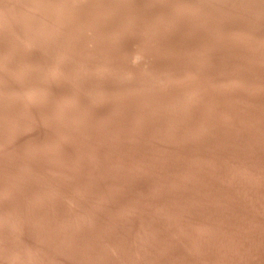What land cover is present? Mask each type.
Returning a JSON list of instances; mask_svg holds the SVG:
<instances>
[{
	"label": "rangeland",
	"instance_id": "rangeland-1",
	"mask_svg": "<svg viewBox=\"0 0 264 264\" xmlns=\"http://www.w3.org/2000/svg\"><path fill=\"white\" fill-rule=\"evenodd\" d=\"M0 204V264H264V0H0Z\"/></svg>",
	"mask_w": 264,
	"mask_h": 264
},
{
	"label": "bare ground",
	"instance_id": "bare-ground-1",
	"mask_svg": "<svg viewBox=\"0 0 264 264\" xmlns=\"http://www.w3.org/2000/svg\"><path fill=\"white\" fill-rule=\"evenodd\" d=\"M12 202H13V201H12ZM6 204H7V203H6ZM18 204H19V203H17V205H18ZM0 205H1V204H0ZM32 205H33V204H32ZM12 206H13V205H12ZM10 207H11V206H10ZM10 207H9V208H10ZM22 207H23V206H22ZM26 207H27V206H26ZM32 207H33V206H32ZM32 207H31V208H32ZM24 208H25V207H24ZM4 209H5V208H4ZM11 209H12V208H11ZM1 211H2V210H1ZM10 211H11V210H10ZM10 211H9V212H10ZM4 212H5V211H4ZM7 212H8V210H7ZM0 213H1V212H0ZM31 214H32V213H31ZM18 215H19V214H18ZM10 216H11V215H10ZM10 216H9V217H10ZM27 216H28V215H27ZM49 216H50V215H49ZM7 217H8V216H7ZM17 217H18V216H17ZM29 217H30V216H29ZM51 217H52V216H51ZM56 217H57V216H56ZM63 217H64V216H63ZM65 217H67V216H65ZM76 217H77V216H76ZM19 218H20V217H19ZM60 218H61V217H60ZM71 218H72V217H71ZM74 218H75V217H74ZM87 218H88V217H87ZM21 219H22V217H21ZM23 219H24V218H23ZM26 219H27V218H26ZM47 219H48V218H47ZM52 219H53V218H51V221H52ZM54 219H55V218H54ZM65 219H66V218H65ZM67 219H68V218H67ZM75 219H77V218H75ZM79 219H80V218H79ZM94 219H95V218H94ZM96 219H97V218H96ZM103 219H104V218H103ZM118 219H120V218H118ZM11 220H12V219H11ZM11 220H10V221H11ZM41 220H42V219H41ZM41 220H40V221H41ZM61 220H62V219H61ZM84 220H85V219H84ZM84 220H83V221H84ZM101 220H102V219H101ZM106 220H109V218L106 219ZM113 220H114V219H113ZM0 221H1V220H0ZM8 221H9V220H8ZM24 221H25V220H24ZM44 221H45V220H44ZM44 221H41V223L44 222ZM58 221H59V220H58ZM58 221H56V222H58ZM87 221H88V220H87ZM87 221H85V222H87ZM103 221H104V220H103ZM6 222H7V221H6ZM25 222H26V221H25ZM35 222H37V221H35ZM52 222H53V221H52ZM62 222L64 223V221H62ZM70 222H72V221H70ZM75 222H77V221H75ZM79 222H80V221H79ZM93 222H94V221H93ZM117 222H118V221H117ZM120 222H121V221H120ZM120 222H119V223H120ZM125 222H126V220H125ZM3 223H4V222H3ZM65 223H66V222H65ZM77 223H78V222H77ZM83 223H84V222H83ZM126 223H127V222H126ZM129 223H130V222H129ZM6 224H7V223H6ZM6 224H5V225H6ZM8 224H9V223H8ZM30 224H32V222H31ZM39 224H40V222H39ZM39 224H38V225H39ZM43 224H44V223H43ZM53 224H54V223H53ZM66 224H67V223H66ZM69 224H70V223H69ZM69 224H68V225H69ZM90 224H91V223H90ZM97 224H99V223H97ZM100 224H102V223H100ZM113 224H114V223H113ZM23 225H24V224H23ZM45 225L47 226V224H45ZM58 225H59V224H58ZM63 225H64V224H63ZM70 225H71V224H70ZM73 225H74V224H73ZM83 225H85V224H83ZM102 225H103V224H102ZM16 226H17V225H16ZM28 226H29V225L27 224V227H28ZM95 226H97V225H95ZM37 227H38V226H37ZM59 227H60V226H59ZM79 227H80V226H79ZM83 227H84V226H83ZM83 227H82V228H83ZM0 228H1V227H0ZM21 228H22V227H21ZM21 228H20V229H21ZM34 228H35V226H34ZM17 229H18V228H17ZM24 229H25V228H24ZM43 229H44V228H43ZM45 229H46V228H45ZM45 229H44V230H45ZM14 230H15V229H14ZM22 230H23V229H22ZM30 230H31V229H30ZM80 230H81V229H80ZM83 230H84V229H83ZM83 230H82V231H83ZM27 231H28V230H27ZM33 231H34V230H33ZM33 231H32V232H33ZM61 231H62V230H61ZM102 231H103V230H102ZM15 232H16V230H15ZM22 232H23V231H22ZM28 232H29V231H28ZM94 232H95V231H94ZM113 232H114V231H113ZM113 232H112V233H113ZM26 233H27V232H26ZM37 233H38V232H37ZM52 233H53V232H52ZM52 233H51V234H52ZM64 233H65V232H64ZM67 233H68V232H67ZM70 233H71V232H70ZM84 233H85V232H83V234H84ZM87 233H88V231H87ZM109 233H110V231H109ZM109 233H107V234H109ZM135 233H136V232H135ZM135 233H134V234H135ZM138 233H139V232H138ZM143 233H144V232H143ZM44 234H45V232H44ZM47 234H48V233H47ZM57 234H58V233H57ZM59 234H60V233H59ZM79 234H81V231H80ZM79 234H77V235H79ZM89 234H90V233H89ZM92 234H93V233H92ZM100 234H101V233H100ZM115 234H116V233H115ZM134 234H133V236H134ZM147 234H148V233H147ZM73 235H74V234H73ZM103 235H104V234H103ZM141 235H143V234L141 233ZM145 235H146V234H145ZM31 236H34V235L32 234ZM40 236H41V235H40ZM53 236H54V235H53ZM57 236H58V235H57ZM61 236H62V235H61ZM86 236H87V235H86ZM92 236H93V235H92ZM94 236H95V235H94ZM105 236H106V235H105ZM129 236H130V235H129ZM143 236H144V235H143ZM146 236H147V235H146ZM150 236H151V235H150ZM96 237H100V236H96ZM96 237H95V238H96ZM115 237H116V236H115ZM117 237H118V236H117ZM120 237H121V236H120ZM122 237H123V236H122ZM135 237H136V236H135ZM147 237H148V236H147ZM147 237H146V239H147ZM12 238H13V237H12ZM27 238H29L28 235H27ZM30 238H32V237H30ZM33 238H34V237H33ZM80 238H81V237H80ZM85 238H86V237H85ZM87 238H88V237H87ZM110 238H111V237H110ZM110 238H109V240H110ZM124 238H125V237H124ZM139 238H141V237H139ZM0 239H1V236H0ZM59 239H60V238H59ZM59 239H58V240H59ZM71 239H72V238H71ZM73 239H74V238H73ZM75 239H76V238H75ZM93 239H94V238H93ZM98 239H100V238H98ZM112 239H114V237H113ZM126 239H128V238H126ZM144 239H145V238H144ZM148 239H149V238H148ZM3 240H4V238H3ZM26 240H27V239H26ZM33 240H34V239H33ZM35 240H36V239H35ZM53 240H54V239H53ZM58 240H57V241H58ZM68 240H69V239H68ZM85 240H86V239H85ZM90 240H92V239H90ZM106 240H107V238H106ZM128 240H129V239H128ZM133 240H134V239H133ZM133 240H132V241H133ZM151 240H152V239H151ZM4 241H5V240H4ZM15 241H16V240H15ZM30 241H31V239H30ZM30 241H29V242H30ZM55 241H56V240H55ZM72 241H73V240H72ZM98 241H100V240H98ZM102 241H103V240H102ZM104 241H105V240H104ZM136 241H138V240H136ZM143 241H144V240H143ZM147 241H148V240H147ZM25 242H26V241H25ZM29 242H28V246H29ZM41 242H42V241H41ZM59 242H61V240H60ZM88 242H89V241H88ZM125 242H126V241H125ZM128 242H129V241H128ZM141 242H142V241H141ZM33 243H34V241H33ZM36 243H37V242H36ZM50 243H51V241H50ZM52 243H53V242H52ZM55 243H56V242H55ZM55 243H54V244H55ZM69 243H70V242H69ZM72 243H73V242H72ZM112 243H113V242H112ZM123 243H124V242H123ZM18 244H19V243H18ZM25 244H26V243H25ZM30 244H31V243H30ZM58 244H59V243H58ZM118 244H119V243H118ZM120 244H121V243H120ZM132 244H133V243H132ZM132 244H131V245H132ZM146 244H147V243H146ZM146 244H145V245H146ZM23 245H24V242H23ZM33 245H34V244H33ZM60 245H61V243H60ZM106 245H107V244H106ZM109 245H110V244H109ZM123 245H124V244H123ZM125 245H128V243L125 244ZM131 245H130V246H131ZM158 245H159V244H158ZM1 246H2V245H1ZM21 246H22V245H21ZM53 246H54V245H53ZM83 246H84V245H83ZM139 246H140V245H139ZM146 246H148V245H146ZM30 247H31V246H30ZM38 247H39V246H38ZM44 247H45V246H44ZM57 247H60V246H57ZM62 247H63V246H62ZM67 247H68V246H67ZM87 247H88V246H87ZM101 247H102V246H101ZM103 247H104V246H103ZM106 247H107V246H106ZM128 247H129V246H128ZM128 247H127V248H128ZM136 247H137V245H136ZM142 247H143V246H142ZM155 247H156V246H155ZM3 248H4V247H3ZM15 248H16V247H15ZM24 248H25V247H24ZM41 248H42V247H41ZM53 248H54V247H53ZM70 248H71V247H70ZM79 248H81V247H79ZM79 248H78V249H79ZM98 248H99V247H98ZM109 248H110V247H109ZM109 248H108V249H109ZM116 248H117V247H116ZM132 248H133V247H132ZM132 248H131V249H132ZM138 248H139V247H138ZM146 248H147V247H146ZM13 249H14V248H13ZM13 249H12V250H13ZM30 249H31V248H30ZM32 249H34V248H32ZM37 249H39V248H37ZM37 249H35V250H37ZM45 249H46V248H45ZM72 249H73V248H72ZM75 249H77V248H75ZM78 249H77V250H78ZM93 249H94V248H93ZM96 249H97V248H96ZM110 249H111V248H110ZM114 249H115V247H114ZM123 249H124V248H123ZM123 249H122V250H123ZM135 249H136V248H135ZM158 249H159V248H158ZM3 250H4V249H3ZM40 250H41V249H40ZM62 250H63V249H61L60 251H62ZM103 250H104V249H103ZM0 251H1V250H0ZM10 251H11V250H10ZM27 251H28V250H27ZM63 251H65V250H63ZM108 251H109V250H108ZM140 251H141V250H140ZM5 252H6V251H5ZM7 252H8V251H7ZM32 252H33V251H32ZM54 252H55V251H54ZM54 252H53V253H54ZM58 252H59V251H58ZM66 252H67V251H66ZM66 252H64V253H66ZM82 252H83V250H82ZM98 252H101V250L98 251ZM105 252H106V250H105ZM127 252H128V251H127ZM130 252H131V250H130ZM132 252H133V251H132ZM159 252H160V250H159ZM2 253H3V252H2ZM26 253H27V252H26ZM34 253H35V252H34ZM39 253H41V252L39 251ZM70 253H71V252H70ZM70 253H69V254H70ZM80 253H81V251H80ZM125 253H126V252H125ZM133 253H134V252H133ZM133 253H132V254H133ZM147 253H148V252H147ZM7 254H8V253H7ZM7 254H6V255H7ZM30 254H31V252H30ZM41 254H42V253H41ZM47 254H49V253H47ZM60 254H61V253H60ZM67 254H68V253H67ZM71 254H72V253H71ZM76 254H78V253L76 252L75 255H76ZM100 254H101V253H100ZM100 254H98V257H99ZM109 254H112V253H109ZM137 254H138V253H137ZM148 254H149V253H148ZM150 254H151V253H150ZM13 255H14V254H13ZM13 255H12V256H13ZM26 255H27V254H26ZM56 255H57V254H56ZM101 255H103V254H101ZM105 255H106V254H105ZM118 255H119V254H118ZM130 255H131V254H130ZM135 255H136V254H135ZM158 255H160V254H158ZM4 256H5V255H4ZM8 256H9V255H8ZM12 256H11V257H12ZM28 256H29V255H28ZM34 256H35V255H34ZM45 256H46V255H45ZM45 256H44V257H45ZM59 256H60V255H59ZM68 256H69V255H68ZM106 256H107V255H106ZM112 256H113V255H112ZM133 256H134V254H133ZM11 257H10V258H11ZM31 257H32V255H31ZM104 257H105V256H104ZM109 257H110V256H109ZM129 257H130V256H129ZM155 257H156V255H155ZM162 257H163V256H162ZM4 258H5V257H4ZM6 258H8V257H6ZM27 258H28V257H27ZM47 258H48V257H47ZM59 258H60V257H59ZM61 258H62V257H61ZM73 258H74V257H73ZM124 258H125V257H124ZM127 258H128V257H127ZM127 258H126V259H127ZM133 258H134V257H133ZM142 258H143V257H142ZM156 258H157V257H156ZM14 259H15V257H14ZM20 259H21V258H20ZM33 259H34V258H33ZM45 259H46V258H45ZM68 259H69V257H68ZM100 259H101V258H100ZM102 259H103V258H102ZM108 259H109V258H108ZM5 260H6V259H5ZM8 260H9V259H8ZM8 260H7V261H8ZM17 260H18V259H17ZM21 260H22V259H21ZM27 260H28V259H27ZM34 260H35V259H34ZM62 260H64V259H62ZM75 260H77V259H75ZM81 260H82V259H81ZM103 260H104V259H103ZM106 260H107V259H106ZM110 260H111V259H110ZM115 260H116V259H115ZM127 260L129 261V259H127ZM130 260H131V259H130ZM161 260H163V259H161ZM15 261H16V260H15ZM30 261H31V260H30ZM32 261H33V260H32ZM36 261H38V260H36ZM36 261H35V262H36ZM46 261H47V259H46ZM69 261H70V260H68V262H69ZM97 261H99V259H98ZM131 261H132V260H131ZM134 261H135V260H134ZM176 261H177V260H176ZM13 262H14V261H13ZM25 262L27 263V261H25ZM25 262H23V264H24ZM52 262H53V261H52ZM65 262H66V258H65ZM65 262H64V263H65ZM79 262H80V261H79ZM85 262H86V261H85ZM85 262H84V263H85ZM101 262H102V261H101ZM105 262H106V261H105ZM120 262H121V261H120ZM147 262H148V261H147ZM157 262H160V261H157ZM4 263H5V261H4ZM7 263H8V262H7ZM15 263H16V262H15ZM15 263H14V264H15ZM18 263H19V262H18ZM38 263H39V262H38ZM38 263H36V264H38ZM60 263H61V260H60ZM108 263H109V262H108ZM108 263H107V264H108ZM114 263H115V262H114ZM117 263H118V262H117ZM142 263H143V262H141L140 264H142ZM28 264H29V263H28ZM68 264H70V263H68ZM80 264H83V262H80ZM102 264H103V263H102ZM124 264H125V263H124ZM126 264H127V263H126ZM136 264H137V263H136ZM158 264H159V263H158Z\"/></svg>",
	"mask_w": 264,
	"mask_h": 264
}]
</instances>
